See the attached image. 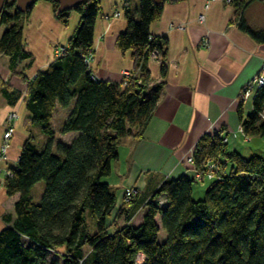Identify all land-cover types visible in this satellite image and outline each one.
Segmentation results:
<instances>
[{"label": "trees", "instance_id": "1", "mask_svg": "<svg viewBox=\"0 0 264 264\" xmlns=\"http://www.w3.org/2000/svg\"><path fill=\"white\" fill-rule=\"evenodd\" d=\"M38 1L51 5L62 26L72 12L79 21L61 53L28 79L24 72L33 60L25 48L23 27L33 6L20 12L15 0H6L0 13V26L7 27L0 36V55L8 58L11 74L26 84L25 127L37 126L48 137L38 150L30 133L16 164L4 175V194L16 199L12 214L1 216L0 264H48V253L58 258L53 264H135L139 255L140 264H264V152L246 158L228 149L219 133L201 136L191 155L193 169L202 174L211 160L220 171L200 200L192 198L196 180L185 176L166 178L143 197L135 193L127 202L122 195L120 203L105 181L118 156V138H141L154 113L162 81L147 89V62L153 51L161 53L163 41L149 34V25L159 19L163 4L174 0H138V19L129 11L130 0L122 1L127 23L115 48L131 52L133 72H138L125 86L123 81L96 80L88 67L100 0H84L65 10L54 0ZM252 1H230L233 21L254 42L264 43V32L251 30L242 17ZM166 70L162 55L161 78ZM244 90L236 109L241 133L263 138L264 83L254 89L246 115ZM0 94L11 107L21 96L1 81ZM56 105L68 109L58 134L77 133L68 145L54 138L51 119ZM40 182L42 196L35 204L31 190ZM159 196L166 198L164 206H158ZM87 208L95 220L92 234L84 222ZM139 210H144L141 223L129 224ZM160 229L166 234L161 243Z\"/></svg>", "mask_w": 264, "mask_h": 264}, {"label": "crops", "instance_id": "2", "mask_svg": "<svg viewBox=\"0 0 264 264\" xmlns=\"http://www.w3.org/2000/svg\"><path fill=\"white\" fill-rule=\"evenodd\" d=\"M122 1L100 0L102 11L95 23L94 44L87 62L98 81L121 83L124 79L122 71L132 77L138 75L132 69L131 52L121 53L115 48V40L127 23ZM138 2L129 1V11L133 12L134 19H138ZM161 13L159 19L149 25V34L163 41L162 51L160 58H149L147 62L150 78L147 89L151 90L162 81L158 102L141 138L127 135L118 138V156L111 163L110 177L105 180L118 203L129 188L143 197L166 178L185 176L195 180V169L186 160L204 134L219 133L226 138L228 149L235 151L253 139L245 138L241 133L236 109L241 92L260 73L264 63V43H256L238 30L233 21L235 10L224 0L167 1ZM242 17L251 30L264 32V0L249 3ZM69 20L62 26L54 19L49 3L38 1L33 5L23 27L25 48L33 60L30 69L24 72L28 79L44 70L66 46L79 17L72 12ZM162 55L167 69L164 78L160 77ZM8 62L0 59V81L21 92L26 84L11 74ZM253 91L244 98L243 115L251 110ZM24 107L19 102L15 107L7 105L0 94V143L7 115L17 112L19 117L9 142L8 160H0V230L4 228L1 216L12 214L16 199L12 197L9 206L5 205L10 198L5 196L2 188V170L16 164L20 147L32 132L30 126L25 127L24 120L29 115ZM67 114L68 109L56 107L51 122L57 115L54 138L68 145L77 133L58 134ZM203 193H197V199L200 200ZM143 214L144 210H139L129 224L139 225Z\"/></svg>", "mask_w": 264, "mask_h": 264}, {"label": "rangeland", "instance_id": "3", "mask_svg": "<svg viewBox=\"0 0 264 264\" xmlns=\"http://www.w3.org/2000/svg\"><path fill=\"white\" fill-rule=\"evenodd\" d=\"M7 1H10V0H7ZM224 1L226 2V0H224ZM6 28H7L6 26H0V36L2 35L4 29H6ZM2 58L5 59V61L8 60L7 57L0 55V59H2ZM23 67L24 66H21V65L18 66L16 68L15 72H19ZM20 95L21 96L17 102H19V105H22L23 101H24V97L26 96L25 95V89L20 92ZM56 107H58V105H56ZM58 109H63V108L58 107ZM57 111H59V110H57ZM13 113L18 114L17 112H13ZM26 119L24 120V123H25ZM57 123H58V118H57V115H55V119L53 120V123L51 122V125L55 130L57 129ZM30 128H32L31 134H33V139H34L33 143L35 144L37 149L40 150V148L47 143L48 137L43 135L42 133H40V131H39L40 129H38L37 126H30ZM10 140H12V139H10ZM263 144H264V137L263 138L255 137L250 142L246 143L245 145L238 147L237 152H239L240 154H242L246 158L251 157L253 155L254 156H263V152H264V145ZM0 145H1V143H0ZM7 160H8V158H7ZM2 161L4 162V160H2ZM6 171H7V169L2 170L4 175H5ZM107 179L108 178H106L105 180H107ZM208 183H209V181H205L203 183H197V182L193 183V186H192L193 199L196 198L195 200H199V199H197L198 198L197 193H199V192L202 193V191L205 190ZM42 190H43V184L41 182L37 183V185H35L33 187V189L31 190V195H32L31 199H32L33 203H35V204L38 203L40 196H42L41 195ZM134 194H135V191H134ZM8 201H9V203H7L8 205L5 204L6 206H9L12 199L10 198ZM89 210L90 209H88V208L85 209V214H84L85 220H84V222H85V226H86L87 231H89V233L92 234L95 232L94 231L95 230V222H94L95 220L92 219ZM165 238H166L165 232L160 229L159 235H158V242H160V243L163 242ZM55 261H58L57 256L53 253H48V262H49L48 264H53ZM141 261H142V256L139 255L136 257L135 264H140Z\"/></svg>", "mask_w": 264, "mask_h": 264}, {"label": "built area", "instance_id": "4", "mask_svg": "<svg viewBox=\"0 0 264 264\" xmlns=\"http://www.w3.org/2000/svg\"><path fill=\"white\" fill-rule=\"evenodd\" d=\"M231 0H226L227 3H230ZM118 14H114V16H117ZM151 59H158L160 58V52L159 51H153L150 55ZM89 58H87V61ZM123 79V86L126 85V81L130 79L131 74L128 73L127 71H122L121 72ZM264 83V63L261 65V70L260 73L253 79V81L248 85L245 90H244V97H248L249 94L253 91L254 88L259 87L260 85H263ZM8 117L5 118V122L7 123L6 128L1 136V145H0V160H7V151L9 150V141L12 139L14 130L15 128V121L17 120L18 114L15 113H9L7 115ZM264 120V116H262ZM241 130V129H240ZM226 142V138L223 139V143ZM187 163L192 164V158L191 156L188 157L186 160ZM205 170L202 174L200 173H195V180L198 182H203L204 181H210L212 180L216 173L219 172V165L217 162H212L211 160L206 163L205 165ZM10 172L5 173V176H8ZM134 194V189L129 188L126 189L123 193V198L124 201L127 202L131 200L132 196ZM158 206H164L166 204V198L164 196H159L158 198Z\"/></svg>", "mask_w": 264, "mask_h": 264}, {"label": "water", "instance_id": "5", "mask_svg": "<svg viewBox=\"0 0 264 264\" xmlns=\"http://www.w3.org/2000/svg\"><path fill=\"white\" fill-rule=\"evenodd\" d=\"M37 0H15V9L20 12L26 11L28 8H31ZM58 7L62 10L69 9L72 6L76 5L79 2H82L84 0H54ZM155 2L161 3L165 2L166 0H154ZM6 0H0V13L2 11V8L5 4Z\"/></svg>", "mask_w": 264, "mask_h": 264}]
</instances>
